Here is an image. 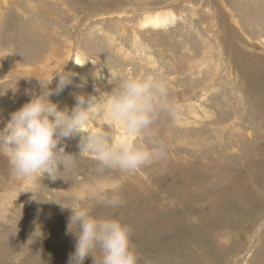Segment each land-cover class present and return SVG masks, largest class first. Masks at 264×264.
Segmentation results:
<instances>
[{
	"label": "rangeland",
	"instance_id": "1",
	"mask_svg": "<svg viewBox=\"0 0 264 264\" xmlns=\"http://www.w3.org/2000/svg\"><path fill=\"white\" fill-rule=\"evenodd\" d=\"M0 115L48 140L0 264H264V0H0Z\"/></svg>",
	"mask_w": 264,
	"mask_h": 264
},
{
	"label": "bare ground",
	"instance_id": "2",
	"mask_svg": "<svg viewBox=\"0 0 264 264\" xmlns=\"http://www.w3.org/2000/svg\"><path fill=\"white\" fill-rule=\"evenodd\" d=\"M250 2L251 0H248V3ZM175 17L173 12L158 13L146 17L141 23L143 26L152 25L158 28L173 21ZM73 58L71 71L77 75L78 71L81 72L85 67L86 60L80 54H76ZM43 59L46 60L45 55H43ZM58 62L56 64V61H50L44 68L37 66L36 69L28 70L29 74L30 76L41 74L45 68L59 72L64 63ZM13 119L5 121L0 115V219L6 218L11 213V207L24 198L23 193H28L32 185L30 177L40 175L42 165L38 157L43 155V151L48 145V140L43 134L33 131L31 127L21 121ZM83 127L80 123L73 135V144L78 148L80 145L83 146L81 137ZM50 167L52 165H48L44 169L52 171Z\"/></svg>",
	"mask_w": 264,
	"mask_h": 264
}]
</instances>
